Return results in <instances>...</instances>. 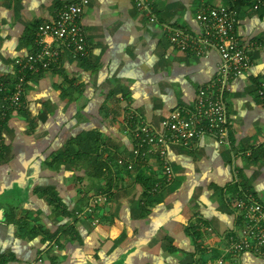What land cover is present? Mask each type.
<instances>
[{"label": "crops", "instance_id": "obj_1", "mask_svg": "<svg viewBox=\"0 0 264 264\" xmlns=\"http://www.w3.org/2000/svg\"><path fill=\"white\" fill-rule=\"evenodd\" d=\"M147 1L149 10L133 0H0L6 90L18 74L15 60L35 50L36 27L65 4L82 3L88 50L76 59L65 52L49 70L28 76L23 106L0 122V264H191L202 245L220 253L238 228V193L264 203V6ZM220 5L236 10V37L258 45L225 92L227 141L206 135L191 149L170 147L173 181L151 193L145 181L163 176L154 159L132 170L117 165L131 156L129 115L157 128L214 77L217 53L197 57L174 47L166 27L198 33V11ZM85 132L99 133L95 156L58 158ZM107 155L111 183L92 181L94 158ZM193 225L210 227L198 243L186 231ZM241 264H264V257L245 252Z\"/></svg>", "mask_w": 264, "mask_h": 264}, {"label": "built area", "instance_id": "obj_2", "mask_svg": "<svg viewBox=\"0 0 264 264\" xmlns=\"http://www.w3.org/2000/svg\"><path fill=\"white\" fill-rule=\"evenodd\" d=\"M254 7L264 6V0H254ZM138 8L150 9L147 0H133ZM83 13L82 3L65 4L51 21L40 23L35 30V50L24 58H17L18 74L13 88L4 92L0 120L23 106L22 94L27 75L55 66L60 56L68 52L73 58H82L87 53V43L79 19ZM199 32L191 33L179 27H166L168 39L174 47L188 51L197 57L217 53L216 72L213 78L198 88L193 101L173 109L159 127L129 115L133 121V144L130 158L120 157L117 164L132 170L137 163L154 159L162 171L161 183L149 190L155 193L162 185L173 181L174 173L168 158L170 147L191 149L202 137L209 135L218 143L227 141L228 115L225 92L229 81L238 77L248 67V52L258 45L241 42L235 35L237 13L231 6L202 8L196 14ZM259 94L264 92L259 90ZM240 224L226 238V244L217 257H212L211 245H202L206 254L200 253L194 264H241L245 252L264 257V203L250 192H240L233 200ZM204 231L210 227L203 226Z\"/></svg>", "mask_w": 264, "mask_h": 264}, {"label": "trees", "instance_id": "obj_3", "mask_svg": "<svg viewBox=\"0 0 264 264\" xmlns=\"http://www.w3.org/2000/svg\"><path fill=\"white\" fill-rule=\"evenodd\" d=\"M30 75L31 74H28L27 76H30ZM1 94L4 95V93H1ZM9 113L6 115L4 120H6ZM4 120H0V122H2ZM98 139H99V133L85 132V133L79 135L78 137H76L75 139H73L71 141V144L74 146L73 147L70 146L71 148L70 147L66 148L63 153L58 155V158H62L66 155H68V156L74 155V156H77V158H80L83 156H90V155L95 156L94 154H97L98 149H99L98 148V145H99ZM123 158H125V157H123ZM125 159H127V158H125ZM110 160H112V156H110V155H107V159H105L103 161L99 157L94 158L95 163H94L93 168L90 172L89 178L92 181L105 179L107 181V183L110 184L111 183L110 176L112 173L111 168L108 164V162ZM117 165H119V164H117ZM153 184H155V183H153ZM153 184L148 182V180H146L144 183V185L146 187L145 189L151 190V188L154 186ZM148 199H149V197L146 198V200H145L146 203L152 202V199H150V200H148ZM202 230L203 229L200 230L199 227H196L194 225L189 227V228H186L187 233L193 237L195 243H198V240L200 239V237L202 235V232H201ZM203 232H205V231L203 230ZM213 253H212L213 257H217L219 255V252H216L215 254H213Z\"/></svg>", "mask_w": 264, "mask_h": 264}, {"label": "rangeland", "instance_id": "obj_4", "mask_svg": "<svg viewBox=\"0 0 264 264\" xmlns=\"http://www.w3.org/2000/svg\"><path fill=\"white\" fill-rule=\"evenodd\" d=\"M199 254H200V252H199V253L197 254V256H196V257H197V258H196L197 260H195L194 262L198 261L199 257L201 256V255H199ZM202 254H206V252L203 251ZM194 262H192L191 264H194Z\"/></svg>", "mask_w": 264, "mask_h": 264}]
</instances>
